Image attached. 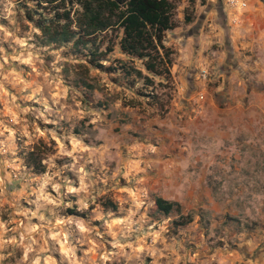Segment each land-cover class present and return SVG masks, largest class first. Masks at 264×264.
I'll list each match as a JSON object with an SVG mask.
<instances>
[{
    "label": "clouds",
    "instance_id": "1",
    "mask_svg": "<svg viewBox=\"0 0 264 264\" xmlns=\"http://www.w3.org/2000/svg\"><path fill=\"white\" fill-rule=\"evenodd\" d=\"M6 7L7 18H11L14 14L12 9L15 7L12 0H8ZM190 7L188 0H184L179 5L180 20H183L184 9ZM222 9L228 12L226 23L221 16ZM259 11L254 0H223L222 3L221 0H206L205 5H201L200 0H197V13L208 15L212 21L211 31L214 38L208 40L204 47L216 43L223 49L219 53V62L225 65L226 71L232 70L231 50L227 47L229 38L234 41L237 37L250 36L256 32L257 26L252 21L246 22V18ZM189 27L197 29L198 25L194 22ZM0 32L5 33L6 39L12 36L3 25H0ZM259 39L264 41V33H259ZM16 43L27 47L24 40H17ZM176 43L179 44L180 41ZM195 43V40H188L187 47L181 49L180 64L176 69L178 107L179 101L185 98L190 88L187 77L192 76L195 70H200V78L205 80L209 79L210 75L214 80L217 73V68L212 66L211 61H198L193 55ZM201 50L203 51V48ZM3 51L0 48V53ZM18 59L31 66L37 75L44 76L43 83L36 84L31 93L24 97L26 101H35L36 104L41 105L42 110L20 107L16 103V97H11V103L4 114L7 118L0 117V217L11 209L18 216L25 218L24 221L15 220L14 224L12 221L0 218V264H4L11 255L7 252L9 248L22 250V257L17 264H149V261L151 264H189V262L197 264L199 255L187 254L182 240H169L170 229L174 222L180 221L182 216H187L190 211L195 210L196 199L193 193L204 191L202 178L209 174L207 168L214 164L212 155L222 157L224 155L222 150H226V145L229 143L233 144L229 154H237L238 149L234 144L237 136L246 137L245 142L248 146L264 152V136L249 132L245 126L221 129L227 134L207 136L205 144L197 143L189 147L187 157L183 158L179 165V169L182 170L180 175L162 185L153 186L148 182V176L158 171L156 165L160 163L161 149L157 145L148 144L147 147L136 145L128 149L127 162L121 155L119 145H114L116 148L114 154L108 148L101 150L88 147L84 143L85 139L91 138L97 131L101 135L104 133L102 116L84 109L83 105H76L79 110L70 111L68 102L70 99H75L73 89L65 86L63 82L57 84V81L43 69L38 71L34 63L39 59L38 57L29 55L26 59L23 57ZM261 66H264V46L260 48L255 66L242 64L240 70L234 73V79H238L241 90V99L248 89L253 91L264 89V74L255 75V68ZM53 68L57 74L60 73V69L56 68L55 64ZM3 69L4 64L0 63V73ZM8 79L7 76L4 77V80ZM157 81L163 82L162 78H157ZM14 83H20L18 75ZM54 84L56 87H53ZM215 91L220 93L224 88L221 86ZM0 93L7 94L3 82H0ZM97 99L103 97L98 94ZM50 102L57 107L50 106ZM113 108L120 109L121 101L117 100ZM29 116L42 120L45 124H52L54 128L42 130L27 119ZM86 118L93 127L87 129L81 136L73 135L71 129L65 131L61 125V121L66 120L71 124L73 119L78 122ZM259 118L264 120V108L261 109ZM75 126L71 124L72 128ZM41 140L45 144L55 140L56 151L42 161L48 171L43 177L36 178V187H31V180L24 176L26 171L23 166L24 161L17 153L22 152L27 157L29 152L35 150L34 145H38ZM62 157L71 158L74 163H64L63 166L58 167L55 161ZM112 162H116L117 165L115 173L111 176L104 175ZM88 165L92 167L88 168ZM96 168L100 169L102 174L100 178L95 176ZM9 169L11 171H8ZM194 169L200 170L199 177ZM67 172L76 174L79 180L78 187H74L72 180L61 175ZM223 175L228 176L241 187L247 183V189L243 193L244 214L252 219L261 216V210L264 209V176L245 181L232 176L230 170H226ZM121 180L127 186L121 187ZM17 184L20 187H17ZM230 187L232 185L226 181L223 190L227 192ZM112 192L116 193L115 200L120 213L126 212V215L114 218L115 214L109 211L107 216L94 217L106 225V233L111 236V241H106L105 233L91 226L90 223L61 215L65 208L73 207V204L67 200L71 195L79 197L78 211L85 212L89 209V202L94 203L97 198L106 197ZM157 196L161 197L165 204L178 203L182 206V210L177 212L173 209L171 216L162 217L157 222L152 219V216L160 210ZM21 199L34 205V209L22 208ZM33 218L39 223L33 224ZM108 243H111V248L106 247ZM246 243L250 252L255 250L256 246L251 241ZM77 244L88 246L84 257L77 256ZM244 244L242 240L241 246L243 247ZM57 252L60 254L59 259L53 255ZM88 258H91L90 262Z\"/></svg>",
    "mask_w": 264,
    "mask_h": 264
},
{
    "label": "rangeland",
    "instance_id": "2",
    "mask_svg": "<svg viewBox=\"0 0 264 264\" xmlns=\"http://www.w3.org/2000/svg\"><path fill=\"white\" fill-rule=\"evenodd\" d=\"M172 1L176 5L175 19L177 25L172 30L165 32V45H168L175 50L176 47H179L182 44L183 39L186 37V33L192 34L194 32L191 37H195L196 33L198 35L199 32H201V35L199 37L197 36L198 38L195 37L194 40L196 43L193 47H196L199 52L202 51V48V52H208L211 49L214 51L216 50L218 53L222 52V48H220L216 43H212L210 46L204 47L208 40L214 38L211 31L212 21L209 19V16L204 13H200L202 18L197 17L199 15L197 13V0H188V3L191 4L193 8V22L191 25L194 22H198L197 25L199 26L197 29L187 27V25L183 23V20L178 18V8L184 0ZM12 2L15 5L12 9L14 14L11 18H7L8 9L6 5L8 4V0H0V25H3L8 32L12 33V36L6 39L5 33L0 32V48L4 50L3 53H0V63L4 64V69L2 73H0V82L4 83L6 93L10 94L7 95L5 93H0V117H4L5 119L7 118L4 114L6 113L7 107L11 103V97H16V103L19 104L20 107L40 108L42 110V106L36 104L35 101L24 100V97L31 93L36 84L43 83L44 81L43 75H37V72H34L31 66L23 63L21 59H18V57L26 59L29 55H31L39 58L34 62L38 71L43 69L44 72L51 75L53 79L57 81V84L59 82H63L65 86L73 89L75 99H70L68 102V108L70 111L79 110L76 108V105H83L84 109L102 116V127L104 129V133L101 135L100 132L97 131L94 136L85 139L84 143L88 147L101 150L108 148V150L114 154L116 151L114 145H119L121 155L124 158V161L127 162L129 156L128 149L134 148L136 145H140L142 147H147L148 144L159 145L161 138L156 135L159 128L154 120L157 121V119L163 117V115L158 113L155 105L148 104V100H150L149 97H145L134 92L138 89L143 93H148L150 92V88L141 87V83L139 81L128 87L130 77L126 79L121 77L119 72H105L94 67H90L84 62L83 55L80 53H74L68 44L54 46L51 44L46 45L41 43L38 38V31L22 17L21 4L25 2L27 5H30L31 2L28 0H12ZM200 4L205 5L206 0H200ZM227 16L228 12H226L225 15L226 21ZM17 40L26 41L27 47L25 48L20 44H17ZM178 40L180 41L179 44L176 43ZM189 40L193 39L191 38ZM183 45L184 47H187L186 44H182V46ZM230 45L233 44L229 38L227 47H230ZM124 58L125 57L118 52L117 48H114V50L107 55V61H103L102 64H110L111 66H114L120 61L129 62ZM54 64L56 68L60 69L59 74H57L53 68ZM133 65L138 66L139 64L138 62H135ZM17 75L19 76L20 83H14ZM5 76L9 79L4 80ZM53 87H56V84H54ZM170 88L171 89H168L167 91L172 93L173 85H171ZM162 90L163 89L161 88H156L155 91L157 94H160L159 97L164 100L165 97L162 92L165 91ZM98 94L102 96L103 99L98 100ZM117 100L121 101V108L118 110L113 108V105ZM50 106L54 108L57 107L55 105H51V102ZM257 108L258 110L264 108L262 100H259ZM27 119L30 120L33 125L39 126L42 130L45 128L49 130L54 128V125L45 124L42 120L31 116L27 117ZM71 124L76 125L74 128L77 129V133L73 131L74 128L71 127ZM71 124L66 120L61 121V125L65 131L71 129V133L77 136L84 135L87 129H91L93 127L87 118L78 122L73 119ZM258 124L261 125L257 126L254 133L258 136H264V120L263 123ZM57 131L59 132V130ZM34 149L35 150L32 151L34 153L32 157L36 158L37 161L40 160V164L43 168L42 172H35L31 168V164L34 163H27V157H25L22 152L17 153V155L24 161L23 166L26 169L24 176L31 180V187H36V178L43 177V175L48 171L47 166L44 165L42 161L49 155H53L55 153L56 141L50 140L48 144H45L44 141L41 140L38 145H34ZM244 152V155L248 153L246 151ZM257 153L259 158L258 164L263 161V165L257 167L256 164L252 170L258 174L260 171H264V152L259 151ZM239 154H242L241 150L239 151ZM229 160H232L231 155ZM55 163L58 167H61L64 163H74V161H72L71 158L62 157L58 158ZM87 167L91 168L92 166L88 165ZM116 167V162H112L109 165L108 172L104 175L111 176L115 173ZM8 171H11V169ZM94 171L95 176L100 178L102 175L100 169L96 168ZM61 175L72 180L74 187L79 186V180L75 173L67 172L62 173ZM248 175L255 178L256 174L249 173ZM228 180L230 182L229 184L232 185L230 188H233L234 184L232 180ZM219 185L221 184H213L215 187ZM120 186L124 187L127 185L123 180H121ZM17 187H20V185L17 184ZM241 188L244 193L247 189V183H245ZM49 191H51V189H49ZM115 196L116 193L112 192L106 197L97 198L94 203L89 202V209L87 211L80 212L78 211L79 197L71 195L67 198V200L73 204V207L65 208L61 215L78 220H84L86 223H90L91 226L97 227L102 233H105L104 239L106 241H111V236L106 233V225H104L102 221L94 219V217L96 215L107 216L109 211H112L115 214L114 218L126 215V212L120 213ZM29 198L34 199V197ZM105 200H109L115 204V210L104 208L102 206V202ZM241 203L245 208L243 194ZM20 204L22 208L34 209V205L29 204L27 200L21 199ZM125 207L127 208V206ZM197 211L194 214L192 213L193 219L187 225L176 229L171 228L169 236V240H182L184 243V250L187 254L192 256L199 255L197 264H248V259H252L253 257L260 255L259 251H254L257 248L264 247V209L261 210L262 215L256 219L246 216L244 212L238 217L233 215L226 216V224L232 223L236 220L237 223H243V228H245L243 230L229 229L226 231H223L220 228H216L213 231H210L209 228L205 229L204 225L206 219L199 215L201 213L199 212V209H197ZM162 217L164 216L155 213L152 216V219L159 222ZM218 217L219 216L215 215L214 219H218ZM0 218H3L5 221H12L13 224L17 219L21 221L25 220L23 216H18L16 213L12 212L11 209L6 211ZM208 220L210 223L211 218H209V216ZM32 223L37 224L39 222L33 218ZM242 240L245 242L243 247L241 246ZM248 241H251L252 244L256 246L254 251L250 252L248 250L246 243ZM106 247L111 248V243L106 244ZM87 251V245L77 244L78 257H84ZM7 252H10L11 255L4 262V264H17L23 254L21 249L14 248H9ZM53 255L59 259L60 254L58 252ZM88 259L90 262L91 258ZM149 264H151L150 261Z\"/></svg>",
    "mask_w": 264,
    "mask_h": 264
},
{
    "label": "crops",
    "instance_id": "3",
    "mask_svg": "<svg viewBox=\"0 0 264 264\" xmlns=\"http://www.w3.org/2000/svg\"><path fill=\"white\" fill-rule=\"evenodd\" d=\"M222 2L223 0H221ZM254 3L260 11L257 14L247 16L246 22H254L257 31L250 36L237 37L234 41L230 38L233 44L230 47L228 46L231 50V71H226L225 65L220 64L219 53L216 50L199 52L196 47H193V55L196 56L197 60L211 61L212 66L217 68V73L214 80L211 75L209 79L202 80L199 77L200 70H195L192 76L187 77L190 88L185 94V98L179 101V107L176 100L178 90L176 69L180 64L181 49L186 48L182 44L187 45L189 39L198 38L201 32L198 35L196 33L195 37H191L194 32L192 34L186 33L182 44L175 48V58L170 68L173 85L172 97L163 117L157 119V121L154 120L159 128L156 135L161 138L158 145L161 149V159L160 163L156 165L158 171H154L148 176V182L151 185H162L171 178L180 175L182 170L179 169V165L182 159L187 157L189 147L197 143L200 145L205 144V137L224 136L227 133L222 132L221 129L230 126H245L249 132H254L257 126L261 125L258 123H263V120L259 118L261 110H258L257 104L259 100L264 103V89L255 91L248 89L243 94L244 98L241 99L238 79H234V73L240 70L242 64L255 66L260 55V48L264 46V41L259 39V33H264V0H254ZM226 12V10H221V16L224 18L225 23L227 22L225 20ZM197 17H201V14ZM191 23L185 25L189 27ZM245 45H250V47H245ZM221 50L223 51V49ZM261 74H264V66L255 68V75L259 76ZM221 86H223L224 91L217 93L215 89ZM199 92L203 94V100L196 103L195 95ZM245 141L246 137H236L234 144L238 152L231 155L232 160H229V152L233 148L232 143L226 145V150H222L224 151L222 157L212 155L211 159L214 164L207 168L209 174L202 178L204 191L193 193L196 199V208L190 212L194 214L199 209V212H201L199 215L206 219L205 229L209 228L210 231L216 228L223 231L245 229L243 223H237L234 220V222L226 224L225 219L228 215L238 217L245 212L244 205L241 203L243 194L241 186L231 179L234 187L228 189L227 192L223 190L225 182L230 183L228 180L230 178L223 175L226 170H230L231 175L237 179L245 181L254 179L248 175L249 173L256 174L255 178L264 176V171L257 174L252 170L256 164L257 167L263 165V161L258 164L257 152L259 150L248 146ZM240 150L241 155L239 154ZM244 151L248 153L244 155ZM193 171L198 177L201 175L199 169ZM215 183L221 185L215 187L213 186ZM180 207L182 210L181 205ZM215 215L219 216L218 219H214ZM208 216L211 218L210 223ZM257 251L260 252V255L248 259V264H264V247L257 248L254 252Z\"/></svg>",
    "mask_w": 264,
    "mask_h": 264
},
{
    "label": "trees",
    "instance_id": "4",
    "mask_svg": "<svg viewBox=\"0 0 264 264\" xmlns=\"http://www.w3.org/2000/svg\"><path fill=\"white\" fill-rule=\"evenodd\" d=\"M21 4L22 17L38 30V38L46 45L68 44L74 53L83 55L90 67L105 71L119 72L121 77L129 78L128 87L140 82L141 87L150 88L136 94L149 97L148 104L155 105L163 115L168 107L172 93L170 68L175 51L164 43V35L176 27L175 9L172 0H28ZM183 11V23L193 21V8ZM114 48L129 62L120 61L117 65L102 64ZM138 62V66L133 63ZM162 78L163 82H158ZM156 88L163 89L165 99L159 97ZM170 91V90H169ZM73 131L77 133V129ZM27 154V163L35 172H42L40 160ZM159 211L156 214L171 216L173 209L181 211L178 203L165 204L156 197ZM104 208L115 210L109 200L102 202ZM193 219L191 212L174 222L176 229L187 225ZM205 227V225H204Z\"/></svg>",
    "mask_w": 264,
    "mask_h": 264
},
{
    "label": "built area",
    "instance_id": "5",
    "mask_svg": "<svg viewBox=\"0 0 264 264\" xmlns=\"http://www.w3.org/2000/svg\"><path fill=\"white\" fill-rule=\"evenodd\" d=\"M201 76V74H200V72H199V77ZM202 80H204V79H202ZM195 99H196V103H200L202 100H203V94L202 93H197L196 95H195Z\"/></svg>",
    "mask_w": 264,
    "mask_h": 264
}]
</instances>
